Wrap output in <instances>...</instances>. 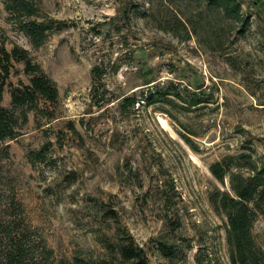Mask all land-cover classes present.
<instances>
[{
  "label": "rangeland",
  "instance_id": "374dc122",
  "mask_svg": "<svg viewBox=\"0 0 264 264\" xmlns=\"http://www.w3.org/2000/svg\"><path fill=\"white\" fill-rule=\"evenodd\" d=\"M236 1L239 19L205 0H30L37 19L67 25L35 44L0 0V44L25 49L58 93L15 110L16 136L1 144V240L8 226L29 230L31 264L110 259L104 241L124 233L150 264H232L209 200L229 180L210 165L264 160V5ZM23 67L11 60L1 106L10 85L29 84ZM251 233L264 252V213Z\"/></svg>",
  "mask_w": 264,
  "mask_h": 264
},
{
  "label": "trees",
  "instance_id": "16d2710c",
  "mask_svg": "<svg viewBox=\"0 0 264 264\" xmlns=\"http://www.w3.org/2000/svg\"><path fill=\"white\" fill-rule=\"evenodd\" d=\"M205 2L220 9L227 17L234 19L240 17L241 6L236 0H205ZM262 4L264 5V0ZM4 6L8 12L19 18V29L31 39L32 43L39 44L48 30L67 27L66 23L60 20L37 19L36 7L30 3V0H4ZM11 60L22 62L23 71L29 74L30 78L29 84L10 85L9 108L0 105V159L8 157L6 147L1 146L2 142L16 136L15 110L23 107L36 108L40 100L53 103L58 96L54 82L41 71L38 64L31 63L25 49L14 46L7 51L0 44V101L9 76ZM150 82L147 79L144 84ZM130 99L125 97L121 105ZM198 102L199 99L193 96L188 104L194 106ZM42 158V153H37V160L41 161ZM244 158L246 160L242 161ZM243 169H246L245 173L241 172ZM210 171L220 182L225 176H228L229 180V191L215 189L210 193L209 200L214 210L223 213L226 217V241L230 247L232 264H264V252L255 243L251 233L254 220L264 213V160L255 163L248 154H240L237 157L226 156L212 163ZM8 227L2 240L0 238V264H31L27 262L29 249H24L25 243H23L24 238H29V230L26 235L19 237L13 228L8 230ZM124 234L114 241L109 239L104 241L110 259L93 261L76 257L74 264H150L144 249L130 234ZM157 250L166 258H172L175 254V247L163 240L157 241Z\"/></svg>",
  "mask_w": 264,
  "mask_h": 264
},
{
  "label": "bare ground",
  "instance_id": "6f19581e",
  "mask_svg": "<svg viewBox=\"0 0 264 264\" xmlns=\"http://www.w3.org/2000/svg\"><path fill=\"white\" fill-rule=\"evenodd\" d=\"M158 119H159V122H160L161 127L166 129L167 128V125H166V122L164 121V119L161 118V117H159Z\"/></svg>",
  "mask_w": 264,
  "mask_h": 264
}]
</instances>
